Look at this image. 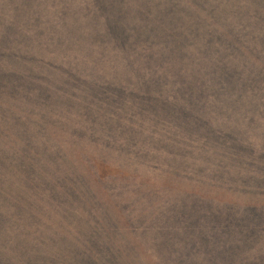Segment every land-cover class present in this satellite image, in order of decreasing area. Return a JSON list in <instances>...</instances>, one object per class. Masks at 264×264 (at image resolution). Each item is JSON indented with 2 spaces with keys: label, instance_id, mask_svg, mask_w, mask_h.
<instances>
[{
  "label": "trees",
  "instance_id": "obj_1",
  "mask_svg": "<svg viewBox=\"0 0 264 264\" xmlns=\"http://www.w3.org/2000/svg\"><path fill=\"white\" fill-rule=\"evenodd\" d=\"M183 5L0 0V201L12 208L0 214V264H106L135 253L132 238H48L34 229L73 217L95 236L93 213H74L68 200L90 189L121 204L131 236L154 216V182L218 171L186 164L187 155L212 159L225 142L240 147L235 156L262 148L264 132L255 130L264 125V0L185 1L189 39L178 50L170 37ZM182 48L191 54L189 89L168 82L173 66L181 70ZM231 247L224 240L221 255Z\"/></svg>",
  "mask_w": 264,
  "mask_h": 264
},
{
  "label": "rangeland",
  "instance_id": "obj_2",
  "mask_svg": "<svg viewBox=\"0 0 264 264\" xmlns=\"http://www.w3.org/2000/svg\"><path fill=\"white\" fill-rule=\"evenodd\" d=\"M150 1L152 0H148ZM182 1L181 25L170 37L172 44L178 45V50L189 39L185 36L188 32L185 28L189 26L185 27L184 22L191 16V8L185 5L187 0ZM155 10L154 5V12ZM114 17L120 19L119 16ZM127 18L128 16H124L122 21ZM172 27L174 28L173 25ZM162 28L165 29L164 23ZM163 38L167 40L165 34ZM231 52L236 53L234 50ZM181 55L183 59L180 71L174 69V66L171 69L168 66L172 70L168 82L179 79L181 86L189 89L185 70L189 66L191 54L182 48ZM163 70L159 60L157 69L154 65V71L160 75ZM170 70H165L167 76ZM161 112L159 109L154 114ZM239 121H244V118L241 117ZM157 123L160 125L159 120ZM164 128L167 129L163 125ZM257 132H264V125L256 128L255 133ZM143 136H146L144 132ZM263 143L264 137L261 149H256L257 145L252 144L250 156L246 157L235 156L232 148L239 146L226 142L219 145L218 154L213 155L212 159L206 156L202 160L195 156L191 159L187 155L186 164L194 162V166L199 169L214 164L218 171L212 176L200 172L172 174L168 186L161 188H156L154 182V201L149 205V211L154 216L134 230L131 236L125 235V230L132 226L131 221L118 218L121 204L111 195L102 196L90 189L77 190L68 200L74 213L81 210L87 214L89 211L93 213L97 227L95 236H92L82 221L73 217L61 223L54 218L47 225L36 227L34 232L48 238H132L131 247L135 253H123L120 259L111 257L106 264H201V259H210L209 264H258L257 260L264 257ZM198 147L203 149V142ZM205 150L207 151V147ZM17 194L14 191V203L23 207L24 198L16 196ZM5 204L2 205L0 201V214H7L12 209L4 207ZM47 213L46 208L42 217L45 221ZM133 213L138 217L136 212ZM22 221L26 223L27 218L23 217ZM143 238H152L149 247L144 243L142 245ZM224 240L232 243L233 247L227 249L229 253L221 255L226 252L221 250ZM220 256L225 257L226 262L219 263ZM194 257L198 260L193 259ZM80 262L77 258V263Z\"/></svg>",
  "mask_w": 264,
  "mask_h": 264
}]
</instances>
